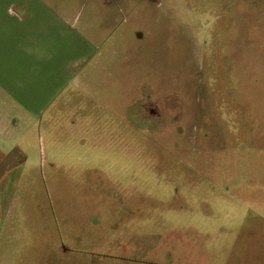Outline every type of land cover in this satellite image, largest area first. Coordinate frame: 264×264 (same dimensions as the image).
Returning a JSON list of instances; mask_svg holds the SVG:
<instances>
[{"label":"rangeland","instance_id":"obj_1","mask_svg":"<svg viewBox=\"0 0 264 264\" xmlns=\"http://www.w3.org/2000/svg\"><path fill=\"white\" fill-rule=\"evenodd\" d=\"M3 64L0 264H264V0H0Z\"/></svg>","mask_w":264,"mask_h":264},{"label":"crops","instance_id":"obj_2","mask_svg":"<svg viewBox=\"0 0 264 264\" xmlns=\"http://www.w3.org/2000/svg\"><path fill=\"white\" fill-rule=\"evenodd\" d=\"M4 64L0 66V234L4 226L12 225L10 218L18 213L17 180L12 172L19 168L23 156L15 140L13 104H19L15 94V78ZM10 230V229H9Z\"/></svg>","mask_w":264,"mask_h":264}]
</instances>
